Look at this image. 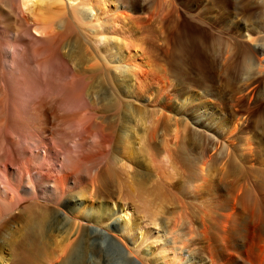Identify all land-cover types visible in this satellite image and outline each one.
Returning <instances> with one entry per match:
<instances>
[{
	"label": "bare ground",
	"instance_id": "bare-ground-1",
	"mask_svg": "<svg viewBox=\"0 0 264 264\" xmlns=\"http://www.w3.org/2000/svg\"><path fill=\"white\" fill-rule=\"evenodd\" d=\"M210 2L216 27L237 11L229 34L263 36L264 0ZM146 4L0 0V264H106L120 248L125 264H246L253 220L264 262V72L251 69L264 42L230 53L214 36L189 71L130 20ZM201 77L211 104L185 97ZM178 168L194 204L176 195Z\"/></svg>",
	"mask_w": 264,
	"mask_h": 264
},
{
	"label": "rangeland",
	"instance_id": "rangeland-1",
	"mask_svg": "<svg viewBox=\"0 0 264 264\" xmlns=\"http://www.w3.org/2000/svg\"><path fill=\"white\" fill-rule=\"evenodd\" d=\"M190 1L191 0H147V4L142 9H139L138 11L129 12V16H131L130 20L131 21L134 20L133 22H135L134 23L135 25H138L141 23L140 25H142L144 28V31H142L144 32V36L147 37L148 39L154 40L155 43H158L159 47H180L181 56L182 58H184L183 62L185 61V63L188 66L187 68L189 69V71H193V68H195V65L197 66V63L199 65V63L202 61L201 57L204 54L203 47H205L208 41L214 36H220L222 38L224 47H232L228 50L230 51V53H231V49H235L234 47H240V48L242 47L243 48L242 50L245 51L249 47H259L261 45V42L262 41L264 42V34L263 36H261L260 34L255 33L254 32L255 30L252 29L253 25H250L248 30L246 29V30H241L240 32H237V34H235L234 36L228 33L225 27L228 26L231 23V21L238 18L237 11H234L236 17L230 16V19L227 20V22L225 23V27L219 28V27H216L212 22H210V17H209L210 12L208 11L211 8L208 9V7L213 6V3L211 4L210 0H200L196 4V6H193L191 8L188 7V4L190 3ZM154 3H156L155 5L158 6V8L155 11H150L152 10L151 8L154 5ZM223 13L224 12H222L221 10L220 14H223ZM138 17H142V20L141 21L138 20ZM156 32L158 34L157 39L154 38ZM258 35H260L259 36L260 38H258ZM261 37H263V39H261ZM260 40L262 41L258 43V41ZM262 45H263L262 47H264V43ZM233 52H235V50H232V53ZM252 61H253L252 62L253 64H252L251 69H253V71L256 73L257 72L259 73V71L260 73H263L264 72L263 71L264 70V52H259L255 54V57H253ZM219 77L221 78L222 75L220 76L219 74ZM193 78L191 79L192 81L195 79ZM242 78L245 80L247 78V74L245 73L244 75H242ZM201 79H202L201 81L204 80V82H202V84H204L202 88L204 89L199 88L196 90H192L191 92L187 93L185 97H190V96L192 97L193 94L195 93V94H198V96H201L202 98H204L203 101H205L206 104L208 103L211 104L214 102V100L212 99H214V97L216 96L213 95L212 90L208 88L207 83L205 82V79L203 77H201ZM216 86L219 89L222 88L223 82L222 81L217 82ZM222 94H223V91L220 93V95ZM217 96L220 97L218 93H217ZM182 103L184 102L182 101ZM220 106L221 104H219L216 107L217 108L219 107V109L221 110ZM249 106L251 108L250 110L254 108V106L250 104L248 100L244 99L242 101V104H240L237 107V110L236 111L234 110L237 113L235 115L236 118H239V119L237 121L236 118H232L233 122H236L237 124L240 125V122H242L241 120H243L242 118H244L242 117V114L246 110V107L248 108ZM179 117L185 118L187 120V123L190 120L189 116H185L184 113H180ZM219 117L220 116H218V119H220ZM229 125L233 126L232 123H229ZM247 133L249 134L250 132L247 131ZM247 133L245 134L247 135V138H248L247 140L251 141V138H253L252 133L249 134L251 137H249ZM226 136H227L226 131H223L221 133V139L224 140ZM179 139L180 138H178V140ZM177 171L179 172L178 175L176 176L178 178L177 179L178 188L176 187L177 197H179V199L184 200L186 203H190V204L196 203L197 197H195L194 195L195 190H191V192L193 193H189L188 196L184 195V193L182 194V191L180 188L182 187L185 178L182 174L181 168H178ZM153 181H156V180H153ZM203 185L204 184L202 183L200 187L202 190L204 189L202 187ZM175 208H178L175 210L179 211V205L177 206L175 205ZM185 210H188V209H185ZM183 212L186 214L185 211ZM253 221L249 223V227H251L250 237L248 239L246 238L245 240H241L242 254L247 260L246 264H257L255 263L256 260L253 258V256L255 252H258V245L256 241V236L254 234V237H253L252 232L258 231V229H260V226H259L260 223H254ZM144 224H145L144 229H146V231H150L154 234H157V233L162 234V231H160L161 229L157 230L156 229L157 227L154 226L153 223H150L149 220H145ZM169 229L170 231L172 230L174 233H180V231L182 230V226L180 225V222H178L177 218L170 220ZM164 241H162V243L160 244H157V246H155V250H157V248L159 247H162ZM108 242H110V239L107 238L105 243H108ZM185 247L186 245L182 247L183 252L181 253V257L188 258L190 256L188 254L186 255V253L189 252L188 250L189 247H186V248ZM121 249L123 251L122 253H121ZM118 250L120 251L119 254L118 253L116 254L114 251H111L109 249L106 251V253L110 256L106 264H125L123 263V260L125 258L124 253L127 252V250L125 248H120ZM140 252H143V251H140ZM134 255L135 253L130 254L129 259L133 260ZM3 261L4 263L6 262L5 260ZM134 262L135 261L133 260L131 264H133ZM260 264H264V262H261Z\"/></svg>",
	"mask_w": 264,
	"mask_h": 264
}]
</instances>
